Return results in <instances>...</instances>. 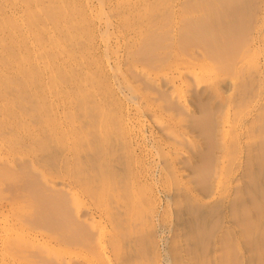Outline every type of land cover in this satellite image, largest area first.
<instances>
[{"label":"bare ground","instance_id":"6f19581e","mask_svg":"<svg viewBox=\"0 0 264 264\" xmlns=\"http://www.w3.org/2000/svg\"><path fill=\"white\" fill-rule=\"evenodd\" d=\"M262 50L264 0H0V264L264 261Z\"/></svg>","mask_w":264,"mask_h":264},{"label":"rangeland","instance_id":"374dc122","mask_svg":"<svg viewBox=\"0 0 264 264\" xmlns=\"http://www.w3.org/2000/svg\"><path fill=\"white\" fill-rule=\"evenodd\" d=\"M114 47V46H113ZM112 50V49H111ZM263 52V54L262 55H260L259 57V61H260V67H261V71L263 72V74H264V50H262ZM120 54H121V50H120ZM112 58L111 59H113V58H115L116 57V55L114 56V55H112L111 56ZM112 63H113V61H112ZM263 93H264V90H263ZM262 102H264V97L262 98ZM257 115V112H256V110L255 109H252V112L250 113V115H248V117H247V124H250L252 121L251 120H253L254 118H255V116ZM253 117V118H252ZM246 124V125H247ZM147 134V133H146ZM148 136H149V134H148ZM242 143H243V145L242 146H246V144H247V142L245 141V140H242ZM253 145V144H252ZM253 148H254V145H253ZM241 157H240V159H241V161H239V162H236L235 163V165L234 166H236L238 163H242V160H243V152H242V154L240 155ZM239 173H236L234 176H233V178L232 179H235L236 178V176L238 175ZM238 179H239V177H238ZM237 179V180H238ZM239 184H240V182L238 183V182H236L235 180H233V183L230 185V192H231V194L233 193V195H234V191H232V190H234V189H236L238 186H239ZM237 186V187H236ZM232 195V196H233ZM232 196H231V200H233V198H232ZM164 201H165V198H164ZM166 202V201H165ZM164 202V203H165ZM1 223V222H0ZM231 228H233V227H231ZM229 229V231H231L232 229ZM234 230L235 231H237V228H234ZM168 233H166L165 235H163V237H166V238H168V236L169 235H167ZM166 248V247H165ZM251 251V247H249V252L247 253V255H246V257H247V262H248V264H257V262H259V263H261V261L263 262V264H264V261L260 258V257H256L257 256V254H254V252L253 253H251L250 252ZM252 254V256H251V254ZM251 257H253V258H256V260L255 259H253V258H251ZM261 260H260V259ZM252 259V260H251ZM250 261V262H249Z\"/></svg>","mask_w":264,"mask_h":264}]
</instances>
